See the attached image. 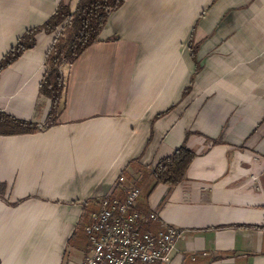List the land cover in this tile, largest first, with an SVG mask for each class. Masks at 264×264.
<instances>
[{
    "label": "crops",
    "instance_id": "0c3cea01",
    "mask_svg": "<svg viewBox=\"0 0 264 264\" xmlns=\"http://www.w3.org/2000/svg\"><path fill=\"white\" fill-rule=\"evenodd\" d=\"M60 1L77 2L0 0V59ZM60 27L0 72V112L39 127L0 134V264H80L81 220L181 143L195 155L179 183L138 184L159 219L141 227L183 232L160 264H264V0H124L62 67L47 126L39 84Z\"/></svg>",
    "mask_w": 264,
    "mask_h": 264
},
{
    "label": "trees",
    "instance_id": "16d2710c",
    "mask_svg": "<svg viewBox=\"0 0 264 264\" xmlns=\"http://www.w3.org/2000/svg\"><path fill=\"white\" fill-rule=\"evenodd\" d=\"M123 2L124 0H77L72 10L69 3L60 1L56 10L44 23L27 29L0 59L1 72L17 60L23 52L35 46L36 34L42 31L50 34L61 26L45 54V71L39 84V93L51 101L47 115V126L54 123L53 118L58 112L59 100L64 88L63 65H70L89 45L98 40L99 33L108 16L117 10ZM195 47L192 44L191 57H193L196 69H198L200 64L195 57ZM160 114L162 113H158L156 116ZM38 129L37 124L32 121L0 112V134L2 135L34 133ZM194 155V151L187 145L179 144L172 153L158 159L146 174L143 170L140 171L142 178L139 179L138 184L141 186L145 176L151 178L152 184L148 188L149 194L158 183H179L185 177L186 169L192 162ZM117 183L122 182L117 181ZM3 186L4 184L0 183V190ZM111 195L118 196L116 193ZM84 225L85 223L83 224L81 220V226L84 227Z\"/></svg>",
    "mask_w": 264,
    "mask_h": 264
},
{
    "label": "bare ground",
    "instance_id": "6f19581e",
    "mask_svg": "<svg viewBox=\"0 0 264 264\" xmlns=\"http://www.w3.org/2000/svg\"><path fill=\"white\" fill-rule=\"evenodd\" d=\"M117 180L123 182L124 177ZM84 231L89 247L80 264H135L129 187L123 197H101Z\"/></svg>",
    "mask_w": 264,
    "mask_h": 264
},
{
    "label": "built area",
    "instance_id": "2783aa9c",
    "mask_svg": "<svg viewBox=\"0 0 264 264\" xmlns=\"http://www.w3.org/2000/svg\"><path fill=\"white\" fill-rule=\"evenodd\" d=\"M257 174L252 173L250 179L256 181ZM134 248V263L160 264L167 263L175 250V242L182 236L180 230L173 225H160L156 230L149 231L141 227L146 220H159L154 211L143 213L137 199L141 193L138 184L129 185Z\"/></svg>",
    "mask_w": 264,
    "mask_h": 264
},
{
    "label": "rangeland",
    "instance_id": "374dc122",
    "mask_svg": "<svg viewBox=\"0 0 264 264\" xmlns=\"http://www.w3.org/2000/svg\"><path fill=\"white\" fill-rule=\"evenodd\" d=\"M65 67V65H63V68ZM84 230V229H83ZM136 264H141V263H136Z\"/></svg>",
    "mask_w": 264,
    "mask_h": 264
}]
</instances>
